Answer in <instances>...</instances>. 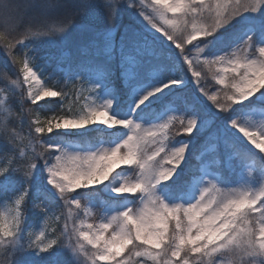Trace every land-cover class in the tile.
Returning <instances> with one entry per match:
<instances>
[{"label": "snow or ice", "instance_id": "snow-or-ice-1", "mask_svg": "<svg viewBox=\"0 0 264 264\" xmlns=\"http://www.w3.org/2000/svg\"><path fill=\"white\" fill-rule=\"evenodd\" d=\"M96 9L144 26L122 96L111 32L98 59L37 63ZM0 52V264H264V0H0Z\"/></svg>", "mask_w": 264, "mask_h": 264}, {"label": "rangeland", "instance_id": "rangeland-1", "mask_svg": "<svg viewBox=\"0 0 264 264\" xmlns=\"http://www.w3.org/2000/svg\"><path fill=\"white\" fill-rule=\"evenodd\" d=\"M104 20L107 21V23L101 25L102 21ZM75 23L77 27L67 34L64 43L61 46L59 47L52 46L45 40L43 41H45L46 45L45 44L41 46L40 45L35 46V44L33 45L41 53H47V59H41L37 61L38 64L46 68V71L44 73L45 76H47L48 73L51 72V67H49V64L55 65L56 58L60 57L61 55L66 60L75 63L86 61L87 60L86 51L95 50V48L92 47L93 44L96 47L102 48L104 44L105 34L108 32H111V39L115 43V51L112 54L111 60L114 59V61L116 60L119 63L120 38L117 37V34L119 32V27L121 26V30L122 29L126 30L128 28H135L136 31H140L144 27L141 21H139L136 17L132 16L129 13H123L121 15L118 26L116 28H113L111 22L107 19V17L100 9H96L94 13L91 15L80 17V21L78 22L75 21ZM144 31H147V29H144ZM149 35H152V33H149ZM77 50L80 57L76 59L75 53H77ZM0 68H2L1 64H0ZM13 70H14V78H15L16 69L13 68ZM150 71L155 73L160 72L157 66H154ZM210 85L211 82L209 81L207 86ZM112 87L114 88L113 85ZM85 95H87V93H85ZM194 95H195L194 89L190 87L186 92L181 93L178 96H175L173 98V103L175 106H184L185 104H190L193 101ZM257 107H259V105ZM209 130L212 132L215 131V123L212 121H210L209 123ZM91 133H93V135H91ZM86 138L95 141L97 139L106 138V137L104 136V134H100L97 132L96 133L90 132L88 133V136ZM68 139L72 140L74 143L80 142V138L76 136L69 137ZM201 139H203V137L197 139L196 145L194 146L193 149L194 152L196 150V147H201L200 145ZM211 143L212 141H208V144L203 147H207ZM223 151H224V147L223 145H221L218 147L217 152L214 153V155L222 154ZM234 167L237 173L241 171H245L240 167L239 161L234 162ZM233 179H235V177H233ZM253 179L256 180L260 179V173L256 170H253ZM94 211L96 212V218L98 220L100 212L98 209ZM57 212H59L58 209ZM89 222H93V221H89Z\"/></svg>", "mask_w": 264, "mask_h": 264}, {"label": "trees", "instance_id": "trees-1", "mask_svg": "<svg viewBox=\"0 0 264 264\" xmlns=\"http://www.w3.org/2000/svg\"><path fill=\"white\" fill-rule=\"evenodd\" d=\"M76 21L77 22L80 21V17H77ZM106 23H107V21L104 20V21H102L101 25L106 24ZM124 31L125 30H123V29L121 30V26H120L119 27V32L117 34V37L120 38L121 35L124 33ZM44 44L46 45L45 41L41 40L39 42H36L35 43V46H38V45L41 46V45H44ZM94 51L95 50L86 51V58H87V60H89V59H98L97 57H94L93 56ZM75 54H76V59L80 57V55L78 53V50H77V53H75ZM7 63L8 62H7L6 58L4 57L3 53L0 52V64H1L2 68ZM110 63H111V67H112L113 73H114L112 82L115 84V87H116L115 88V91H117V93L122 96L123 93H124V89L126 88V85L124 83H122V79L120 78L119 72L117 70L118 62L116 60L114 61V59H112L110 61ZM156 65L162 71H165V70L171 68V63H170L169 60L162 61L161 63H158ZM13 68L14 67H12L11 65H8L7 69H5V70L8 71L9 76L12 77V78H14V70H13ZM1 87H4V84H3V81L2 80H0V88ZM41 103H45V102H41ZM45 107H50L51 109L55 110V108L58 107V105L55 103V101H51V102L45 103ZM36 111L41 115L42 118L45 115H51V112H40V109H36ZM22 133H23V135H26L27 134V126L26 125L23 128ZM58 211H60V210L58 209ZM31 219L32 220H35V217H31Z\"/></svg>", "mask_w": 264, "mask_h": 264}, {"label": "bare ground", "instance_id": "bare-ground-1", "mask_svg": "<svg viewBox=\"0 0 264 264\" xmlns=\"http://www.w3.org/2000/svg\"><path fill=\"white\" fill-rule=\"evenodd\" d=\"M39 42V41H38Z\"/></svg>", "mask_w": 264, "mask_h": 264}]
</instances>
